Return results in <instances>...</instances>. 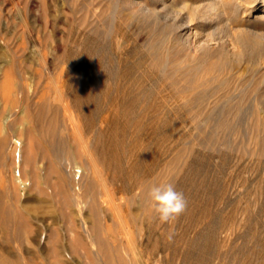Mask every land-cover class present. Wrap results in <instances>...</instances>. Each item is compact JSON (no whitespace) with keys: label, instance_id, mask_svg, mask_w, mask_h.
<instances>
[{"label":"rangeland","instance_id":"obj_1","mask_svg":"<svg viewBox=\"0 0 264 264\" xmlns=\"http://www.w3.org/2000/svg\"><path fill=\"white\" fill-rule=\"evenodd\" d=\"M127 1L0 0V126L23 127L26 99L44 95L59 136L77 154L72 161L61 150L37 162L62 172L72 187L61 191L52 174L39 171L31 184L17 173L18 153L6 147L0 192L17 212L24 205L32 212L21 237L0 224V252L33 264H97L96 235H103L127 264H264V13L250 11L262 0H215L206 24L187 21L189 46L172 19L207 11L208 0H165L181 13L169 15L160 0ZM209 36L213 45L200 49ZM232 37L249 41L246 50ZM232 44L245 59L231 54ZM186 64L197 66V76L158 70ZM94 140L104 146L97 168L87 151ZM81 178L103 198L110 192L97 212L78 195ZM146 180H170L184 193L187 210L174 224L154 218L141 195Z\"/></svg>","mask_w":264,"mask_h":264},{"label":"bare ground","instance_id":"obj_2","mask_svg":"<svg viewBox=\"0 0 264 264\" xmlns=\"http://www.w3.org/2000/svg\"><path fill=\"white\" fill-rule=\"evenodd\" d=\"M131 1H133V0H129L127 2L130 3ZM160 1L162 2V5H163V7H161V8H164V10H165L164 15H166V13L168 14L169 12H172V11L175 14L180 13V10L179 11L173 10V9H175V7H173L172 5H170L168 3L166 4V2H164L165 0H160ZM253 1H252V3H253ZM132 4H133V2H132ZM143 5H145V4L143 3ZM257 5L258 4L256 3L254 5V7H252L250 9V11H252V9H254L255 11L264 13V0H262V4H260L259 6H257ZM205 6L207 7L206 8L207 11L205 10V11H202L200 13L198 11V13H197V11L195 10L196 8H194L191 10V12H189L190 14L186 15V13H185V15L180 17V19L178 18V20L176 18L172 19L173 22L171 25H172L173 29L176 31L175 33H177L176 34L177 39L178 40L181 39L182 41H180V42L185 43L186 46L191 45L190 40L188 39V38H190V36L186 32L188 29V28L186 29L187 21L188 20L191 21V20L196 19L197 23L206 24L208 22L207 20H208L210 14H211V10H214L218 6V4L215 2V0H208L207 5H205ZM251 6H253V5H251ZM147 8L145 5V7H142V10L149 11V10H147ZM202 10H204V9H202ZM242 10L244 11V12L242 11L243 13H245L247 11V9L244 6H243ZM250 11L248 13H250ZM247 15H249V14H247ZM163 18H164V16H163ZM205 36H207V35H205ZM160 38L161 37H159V39ZM240 38L238 39L236 37L234 39L232 37L231 40L234 41L233 44L239 43L237 45H242V47L245 49V47L249 44V41L247 42L246 40H241V42H240ZM157 41L158 40H152V42H150V45H151L153 53H154V56H153V58H155L154 63L158 64V62H159L158 65H160V62L164 63V62H162L164 60H163V58H160L162 56L161 55L162 53L160 50V44ZM211 41H213V38L210 36L206 37L204 39L202 38L201 40H199L198 44L201 46L200 49L202 47L205 48L206 46H209V45L212 46L213 44L211 45V43H210ZM255 41H256V39H255ZM233 44H232L231 54L238 59L240 58V60L243 59L244 58L243 56L245 54L243 55L242 50L241 51L236 50ZM218 46L223 48L224 45L222 43H220V44H218ZM196 47H198V45ZM215 47H216V45H215ZM237 49H239V48H237ZM235 60H237V59H235ZM155 69H156V67H155ZM197 69L198 68L196 65L186 64V65H176V66L169 67V68H167V67L162 68V69L159 68L158 70H161V73L164 76L167 75L168 77L172 78V77H193V75H196ZM5 77H6V74H5ZM7 77L8 78L12 77V75L11 76L8 75ZM1 78L4 79V77H1ZM59 84L60 83L58 82V85ZM5 85H3V86L7 87V84H5ZM58 85L56 84L55 94L53 95V96H55L54 98H57V99L51 98L52 100L53 99L58 100L59 97L62 96V94H63L61 87H59ZM8 89H10V87ZM188 100H190V102H191L192 97L189 98ZM25 103H26V106L23 107L24 109L22 110V115L19 116V118H18V120L24 122L23 127L16 128L14 126V123H12V121L7 122L6 124H4V126H0V163L6 162L7 158H6V155L3 153H4V150L6 149V147H8V148L11 147L10 152L16 151L18 153V157L16 158V160L19 161L20 164L16 169L17 173H19L21 176L29 177L32 180L31 184H35V183H37V181H36L37 173L39 171H44V172H46V175H47L46 178L47 179L49 178L48 176H50L51 174L55 176L56 179L54 181H52V184H54L56 188H58L61 191H66L67 187L71 188L72 185H70L69 182L65 179L62 172L59 171V169H57L56 166H53L51 163H49L48 160L45 162V164L43 166L37 164V162L39 159H42V158L47 159L49 156H52V155H53V157L57 158L58 155H60L59 152H61V150L64 154H67V156L72 161L76 160L77 154L72 149V145L70 144L69 138H67L65 136H59V134H58L59 133V125L57 122V114H56V112L54 114V112H53L54 110L52 111V107L54 105L51 107L49 102H48V99L44 95L38 96V98H36V100L34 102H30V100L26 99ZM65 104H64V106L69 107L67 103H65ZM64 109H66V108H64ZM63 111H65V113H66V110H63ZM66 114H68V111ZM0 116H2V115H0ZM75 118H76L75 115H72V114L68 115V118H67V121H69L68 122L69 128L72 131V134L79 132V128L77 126V122H76ZM95 138H96V136H95ZM97 140H98V138H97ZM97 142L98 141L94 140L93 146L89 144V146H88L89 149L87 150L88 155L90 156V159L92 160L95 168H97V164L99 162V160H97L98 158H96V157L102 156V155L96 156L95 154L96 153L98 154L100 151H102L103 150L102 148L104 147V146L102 148L96 147ZM10 143H13L12 146L10 145ZM86 148H87V146H86ZM98 150H100V151L98 152ZM9 158L11 160L12 159L15 160V157L12 155H10ZM99 158L101 160V157H99ZM102 160H103V156H102ZM104 166H106V163H104ZM99 168H100V166H99ZM97 173H99V172H97ZM103 174H104V171H103ZM99 175H100V173H99ZM101 178L103 179V177H101ZM152 184H153L152 181L146 180V182H144L141 185L142 186L141 187V195H142L144 200L146 199L147 190L150 187V185H152ZM21 185H23V183H21ZM77 185L79 188L82 187L84 190V193L78 192V195L83 196V198H81V199H84L85 202H87L89 204V206L93 207V209H92L93 212H97L96 207L99 205L101 206V204H99V203L103 202L105 200L106 196L108 198H111L110 194H109L110 192L108 191V189H106L108 186L106 187L105 182H104L103 187H105V189H106V192H105L106 196L104 195V198H103V195L97 193L94 183L87 180V179L81 178ZM0 189H2V188H0ZM15 198H16L15 196L12 197L13 200ZM62 202H63V204H66V205L69 204L70 203L69 196L68 195L64 196L62 199ZM144 202H146V201H144ZM13 203L14 202L11 200L10 196L7 197L2 192H0V224H1L2 229L5 232V234H7V233L11 234L10 235L11 237L12 236H14V237L20 236L21 237V233H20L19 229L20 228L27 229L29 226V222H27L26 217H24V215L31 213L32 209H31V206L24 205L23 212L22 213L17 212L14 209ZM33 212L34 213L36 212L35 208L33 209ZM96 234L97 233H94V235H96ZM10 236L6 237L7 241H9L8 239ZM96 240H97V242H96L97 252L96 253L98 255H100V259H98L96 261L97 264H127L125 260L117 258L115 256V253H114L115 249L107 244V240L103 237V235L102 236L96 235ZM18 258L19 257L13 256L11 253H8V251L7 252L6 251L0 252V264H33L32 261L20 260Z\"/></svg>","mask_w":264,"mask_h":264},{"label":"clouds","instance_id":"obj_3","mask_svg":"<svg viewBox=\"0 0 264 264\" xmlns=\"http://www.w3.org/2000/svg\"><path fill=\"white\" fill-rule=\"evenodd\" d=\"M187 199L170 180L150 185L146 193V204L160 224L172 225L187 210ZM172 234L168 239L171 240Z\"/></svg>","mask_w":264,"mask_h":264}]
</instances>
